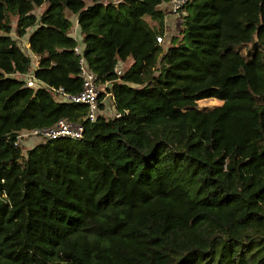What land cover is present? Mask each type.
I'll return each instance as SVG.
<instances>
[{
	"label": "trees",
	"instance_id": "1",
	"mask_svg": "<svg viewBox=\"0 0 264 264\" xmlns=\"http://www.w3.org/2000/svg\"><path fill=\"white\" fill-rule=\"evenodd\" d=\"M165 1L0 0V264H264V0H190L164 47ZM79 44L120 115L54 96ZM61 118L83 136L16 143Z\"/></svg>",
	"mask_w": 264,
	"mask_h": 264
},
{
	"label": "built area",
	"instance_id": "2",
	"mask_svg": "<svg viewBox=\"0 0 264 264\" xmlns=\"http://www.w3.org/2000/svg\"><path fill=\"white\" fill-rule=\"evenodd\" d=\"M190 0H167L169 10L172 13H179L181 8L187 4ZM164 2V3H165ZM166 8V7H165ZM166 34L159 35L158 42L163 43V38ZM76 53L80 55L81 71L80 76L83 81V89L79 93L67 92L63 87H51L54 96L58 101H74L85 103L89 106L87 117L90 120H96L98 116L103 114L102 110L108 107V100L113 102L114 95L108 90V87L112 84V81H102L99 74L90 68L83 55V45H77L75 48ZM118 74H122L123 69L122 61H119L116 66ZM30 86L39 85L42 86L43 82L36 79L33 72L21 75ZM104 104V107L101 104ZM113 105V103H112ZM115 115H120L115 109ZM85 126L83 123L75 122L70 119L61 118L55 124L51 126L36 127L31 130H21L17 133L16 143L22 148L23 152L26 153L30 148L39 142L46 141L61 136H71L80 138L83 136Z\"/></svg>",
	"mask_w": 264,
	"mask_h": 264
},
{
	"label": "rangeland",
	"instance_id": "3",
	"mask_svg": "<svg viewBox=\"0 0 264 264\" xmlns=\"http://www.w3.org/2000/svg\"><path fill=\"white\" fill-rule=\"evenodd\" d=\"M45 6L39 7L36 11L37 13H41V10L44 8ZM183 11H180L179 13H173L171 15L168 16V18H166V25H169L170 27H172L171 30V34L166 35L165 38H163V45L164 47H166L167 45H169L172 36L175 35H181V31L183 29V18L182 15ZM68 16L72 19L73 21V26L71 29V33L76 36L78 38V40L81 41V32H80V27L77 24V15L73 14L72 12H68ZM147 19L151 22V23H155L156 21H154L153 19H151L150 16H146ZM32 31V28H30L28 30V33L24 36H18L15 35V37L17 38L19 44L22 46V48L25 50V52L29 53L30 55L33 54L31 49L28 46V42H27V37L29 35V32ZM34 57V66L37 64V57L36 55L33 54ZM160 60V58L156 55H153L150 60H149V66H153V65H158V61ZM132 63V59H129L125 62H122V66L123 69H126L128 66H130V64ZM149 66H147L149 68ZM111 100V99H110ZM108 100V107L104 110H102L103 114L107 117H113L114 115V108L112 105V101ZM222 100L219 98H215V97H210V98H204V99H200L198 102V105L200 107H213L215 105H220L222 104Z\"/></svg>",
	"mask_w": 264,
	"mask_h": 264
},
{
	"label": "crops",
	"instance_id": "4",
	"mask_svg": "<svg viewBox=\"0 0 264 264\" xmlns=\"http://www.w3.org/2000/svg\"><path fill=\"white\" fill-rule=\"evenodd\" d=\"M162 7L164 8V10H166V11H170V10H169V5L167 4V2L163 3V4H162ZM165 7H166V8H165ZM171 14H172L171 12L168 13L167 16H166V18H168V16L171 15ZM171 30H172V27H170L169 25H166V35L171 34V33H172Z\"/></svg>",
	"mask_w": 264,
	"mask_h": 264
},
{
	"label": "clouds",
	"instance_id": "5",
	"mask_svg": "<svg viewBox=\"0 0 264 264\" xmlns=\"http://www.w3.org/2000/svg\"><path fill=\"white\" fill-rule=\"evenodd\" d=\"M168 13H170V11H168Z\"/></svg>",
	"mask_w": 264,
	"mask_h": 264
}]
</instances>
